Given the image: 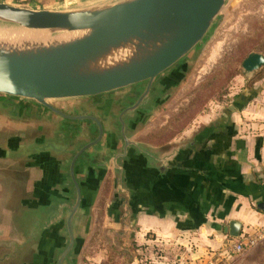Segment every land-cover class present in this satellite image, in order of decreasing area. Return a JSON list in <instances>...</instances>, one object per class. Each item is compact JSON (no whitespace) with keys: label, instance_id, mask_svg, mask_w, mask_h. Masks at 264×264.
<instances>
[{"label":"water","instance_id":"obj_1","mask_svg":"<svg viewBox=\"0 0 264 264\" xmlns=\"http://www.w3.org/2000/svg\"><path fill=\"white\" fill-rule=\"evenodd\" d=\"M228 2L78 0L54 8H31L0 1V96L65 116L51 103L124 89L135 94L115 115L119 150L105 154L100 162L82 160L84 152L100 140V125L98 137L74 154L69 148L71 138L61 131L26 140L21 148L0 141V161L8 163L5 168L24 165L35 159L30 156L41 153L59 157L53 159L58 178L55 191L35 204L18 198L16 210H12L14 201H9L14 236L0 239V264L17 262L38 248L45 235L56 241L51 246V264L77 263L93 203L91 193L83 192L79 169L90 177L91 167L97 171L111 167L113 195H123L122 206L127 207L131 191L125 186L126 170L133 158L167 163L173 153L159 152L138 140V128L164 101L167 88L175 87L203 52ZM263 66L264 55L250 52L241 62L242 74L249 80ZM0 107L9 112L16 109L13 102ZM63 154L67 156L60 158ZM240 228V222L232 220L225 231L234 238Z\"/></svg>","mask_w":264,"mask_h":264},{"label":"crops","instance_id":"obj_2","mask_svg":"<svg viewBox=\"0 0 264 264\" xmlns=\"http://www.w3.org/2000/svg\"><path fill=\"white\" fill-rule=\"evenodd\" d=\"M0 1L31 8H54L62 6V1L66 0ZM250 89L230 95L229 101L212 116L205 111L198 114L192 124L164 146L152 143L159 152L173 153L166 164H149L142 157L133 158L126 170L125 186L131 191L127 207L122 206L123 195H113V177H103L93 167L90 177L82 169L78 170L83 192L85 195L91 193L93 203L87 221L88 231L76 264L87 247L94 220L102 212L108 222L102 221L106 225L103 236L112 246L126 250L118 242L119 236H123L122 244L133 241L135 245H141L142 238L151 233L145 243L159 244L168 253L175 254V251L176 261L186 256L178 253L182 245L187 250L192 244L219 249L224 238L230 237L225 228L232 220L240 222V233L263 223L264 76L260 81H254ZM1 108L0 128L13 126L10 119L18 120V115ZM148 133L140 125L136 138L144 141L140 136ZM43 136L46 135H34L29 139L38 140L36 138ZM22 137L19 130L14 136L0 135V141L6 147L21 148L29 140ZM30 158L35 159L11 168H5L8 163L0 161V239L14 236L9 220L12 210L19 206L18 198L35 204L57 188V165L53 159L59 157L41 153ZM108 181L113 184L108 201L101 212L97 210L94 218L96 201ZM10 200L14 201V209L8 205ZM108 234L112 238H108ZM49 238L45 235L38 248L33 247L17 262L7 264H51V246L56 241ZM187 250L185 254L189 253ZM189 250L192 256L191 248ZM95 252L90 250L88 255ZM198 257L205 259L206 256L199 254L191 258ZM163 258L169 257L166 254ZM133 260L136 261V257ZM164 262V259L160 260V264H166Z\"/></svg>","mask_w":264,"mask_h":264},{"label":"rangeland","instance_id":"obj_3","mask_svg":"<svg viewBox=\"0 0 264 264\" xmlns=\"http://www.w3.org/2000/svg\"><path fill=\"white\" fill-rule=\"evenodd\" d=\"M69 1L73 2L74 0L62 1V5H66L65 3ZM223 12L224 14L221 23L216 28L215 33L203 52L189 65L187 72L177 85L171 89L167 88L168 93L164 101L159 104L156 112L151 114L147 118L146 122L142 124V129L145 128L147 132H149L146 136H144L145 134L140 136V138L146 143L151 145L153 143L158 147L164 146L176 135H178L175 134L174 136H171V134L174 133V130L169 129V132L167 133L164 130L170 118L173 117V115H175L182 107L186 106L193 95L194 89L208 75L216 72L222 61L225 60L230 53L237 49L238 45L246 39L251 31L253 32L254 29H256L257 23L264 18V0H229ZM253 41H255V45L250 52L255 51L264 55V35L260 34V32L257 33ZM244 58H242V60ZM242 60L239 59L238 62L234 64L232 70L235 71L236 74L221 88L222 91H227L225 100H216L215 97L217 94L216 92L213 93V99L207 102L205 109L203 110V112L205 111V114H210L211 116L214 115L227 103V101H229L230 95L244 89H247L248 92L252 89H250V87L253 85L254 81H260V78L264 76L263 66L253 73L251 79L248 80L245 78L242 74ZM124 90L125 92H131L130 89ZM114 110H116V107ZM190 124H192V122ZM155 136H158V138L161 139L158 141L151 140L154 139ZM168 136L171 137L168 138ZM112 187L113 184L109 183V181L104 186V191H102V194L98 197L95 204L96 208L94 210V218H96L97 210H100L101 212L102 207H104L107 203L109 197L108 190H111ZM113 190L114 188H112V191ZM98 214L97 220H94L92 232L87 241V247H85L82 252L79 264H160V260L162 259L165 260L164 263L166 264H264V239L243 252H232L229 256H219L217 252L220 251V248L216 249V247L213 248L206 245L202 246L201 244L196 247L192 244L191 247L188 246L187 250V248L182 245V249H179L178 253L182 256H186H183V259L180 261H176L175 251V254L170 251L168 253L166 249L159 244L153 245L151 242L145 243L146 240L150 239L149 235L151 233H149V235L146 234V237L142 238L143 241L140 243L141 245H135L133 241H128L122 244L123 236H119L118 238L120 240L118 242L126 248V250H120L118 247L112 246L110 244V240L104 238L103 229L106 225L103 222L106 224L108 223L107 216L106 218L103 216L104 212L99 215ZM98 248L99 250L97 251ZM190 248L193 257L199 256V254H204L206 256L205 259L198 257L192 260L189 250ZM127 249H129L131 253ZM90 250L97 252H95V254L92 253L93 255H88ZM186 250L189 253L185 254ZM166 254L169 258H163ZM110 256H115L113 262L109 261ZM134 257H136V261L133 260Z\"/></svg>","mask_w":264,"mask_h":264},{"label":"flooded vegetation","instance_id":"obj_4","mask_svg":"<svg viewBox=\"0 0 264 264\" xmlns=\"http://www.w3.org/2000/svg\"><path fill=\"white\" fill-rule=\"evenodd\" d=\"M134 96L135 94L132 91L125 92V90H122L91 98L52 102V106L65 116L36 104L0 96V106L7 102H13L16 106L13 114L18 115V120L10 119L13 126L0 128V135L14 136L21 130L23 133L22 138L29 139L34 135H48L53 131H62L71 138L69 148L73 153L78 151L83 143L97 138L101 126L102 136L100 140L95 145L90 146L82 155V160L96 163L99 160L102 161L106 153L119 150L120 145L116 138L115 115ZM115 107L116 110H114ZM66 156V154H63L60 158ZM99 171L98 173L103 177H112L111 167ZM94 174L96 175V172ZM107 237L112 238L110 234Z\"/></svg>","mask_w":264,"mask_h":264},{"label":"trees","instance_id":"obj_5","mask_svg":"<svg viewBox=\"0 0 264 264\" xmlns=\"http://www.w3.org/2000/svg\"><path fill=\"white\" fill-rule=\"evenodd\" d=\"M259 32L264 35V18L257 23L256 29L248 34L246 39L238 45L237 49L222 61L217 71L208 75L194 89L193 95L186 106L182 107L175 115H173V117L170 118L168 124L164 128L166 133L169 132V129L174 130V133L171 134V136H174L183 131L198 114L203 112L207 102L213 99V93L216 92L217 94L215 97L216 100H225L227 91H222L221 88L236 74L235 71L232 70L234 64L238 62L239 59L242 60V58L247 56L250 50L254 47L255 41H253V39ZM171 136H168V138ZM159 139L161 138L155 136L154 139L151 140L158 141ZM114 257L115 256H111L109 261L113 262Z\"/></svg>","mask_w":264,"mask_h":264},{"label":"built area","instance_id":"obj_6","mask_svg":"<svg viewBox=\"0 0 264 264\" xmlns=\"http://www.w3.org/2000/svg\"><path fill=\"white\" fill-rule=\"evenodd\" d=\"M264 239V221L263 223L252 230L243 231L237 237H225L224 242L217 254L227 255L230 253H240L244 250L255 246L258 242Z\"/></svg>","mask_w":264,"mask_h":264}]
</instances>
